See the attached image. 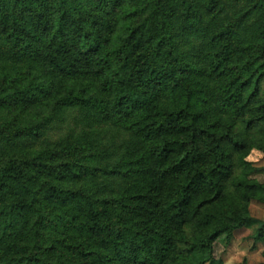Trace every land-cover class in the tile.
Wrapping results in <instances>:
<instances>
[{
	"label": "trees",
	"instance_id": "trees-1",
	"mask_svg": "<svg viewBox=\"0 0 264 264\" xmlns=\"http://www.w3.org/2000/svg\"><path fill=\"white\" fill-rule=\"evenodd\" d=\"M128 1L132 0H0V264H163L172 249L170 227L180 229L193 215L202 224L212 218L201 215V210L221 198L231 167L220 140L201 163L199 152L185 149L178 140L156 145L153 163L145 171L162 180L173 176V181L153 201L152 214L131 225L124 217L114 216L106 199L94 200L73 189L75 178L83 174L80 171L91 172L83 161L94 154L76 158L81 142L62 146L58 140H42L51 128L59 133L64 129L72 100L99 107L89 94L90 86L71 92L79 77L92 74V82L98 76L108 79L107 100L118 113L145 104L153 95L158 77L140 62V51L159 26L140 24L133 46L129 43L134 35L122 48L110 45L117 25L115 11ZM171 5L170 26L179 35L207 38L211 34L215 41H222L215 68L224 78L235 77L237 71L236 88L249 83V68L251 75L258 69H262L260 75L264 73V63L256 59L244 65L235 61L246 57L250 49L264 53V17L253 19L255 9L261 10L256 3L218 24L214 0H172ZM180 62L176 56L174 64L179 67ZM211 63L212 59L207 60L203 69L209 75H213ZM83 92L88 96H82ZM109 104L101 106L108 111ZM174 122L163 121L147 134L154 137L169 131ZM28 138L36 142L4 148L11 141ZM171 157L177 158L169 161ZM104 171L116 173L107 167ZM199 191H205L208 199L193 201ZM233 220L230 217V222L187 240L185 264H221L213 256V241L222 234L229 238L243 224H259L255 240L264 235V222L248 216Z\"/></svg>",
	"mask_w": 264,
	"mask_h": 264
},
{
	"label": "rangeland",
	"instance_id": "rangeland-1",
	"mask_svg": "<svg viewBox=\"0 0 264 264\" xmlns=\"http://www.w3.org/2000/svg\"><path fill=\"white\" fill-rule=\"evenodd\" d=\"M171 1L132 0L115 11L117 25L110 34L113 48H122L131 35L134 37L129 44L135 45L140 24L151 22L159 26L154 38L143 43L142 48L147 52L140 51V62L144 67H151L153 75L158 77L148 102L132 106L127 113H118V108L107 100L108 79L98 76L92 82V74L79 77L71 92L77 94L90 86L89 94L99 107H87L80 100H72L68 105L67 125L60 133L55 128L46 131L42 140L45 143L58 140L62 146L71 141L81 142L76 158L94 154L93 159L83 161L91 172L80 171L83 174L75 178L73 189H80L94 200L106 199L114 216L124 217L128 225L152 214L153 201L173 181V176L162 180L156 173L149 175L145 171L148 163H153L152 150L156 145L167 139L178 140L185 149L199 152L201 163L209 157L208 149L220 140L229 153L231 167L223 182L221 198L201 210V215L210 214L211 220L202 224L193 215L180 229H168L172 249L163 264H185V257L189 255L187 240L230 222V217L231 221L248 216L264 222V73L260 75L262 69H258L251 75L249 68L246 72L250 75L249 83L236 88L237 71L235 77L224 78L215 68L222 41H215L211 34L207 38L204 34L179 35L175 27L171 28L174 16ZM254 3L261 10L255 9L253 19L264 17V0H214L215 21L218 24ZM206 17L209 19V14ZM176 56L181 60L179 67L174 64ZM211 59L213 75L203 70L205 62L210 63ZM255 59L264 63V53L250 49L246 57L235 61L244 65ZM229 81L234 83L229 86ZM81 95L87 97L88 93ZM107 104L108 111L101 106ZM163 121L175 122L169 131L148 136L147 132L158 128ZM32 142H36L35 138L11 141L4 148L7 151ZM173 158L177 157L169 161ZM62 159L67 160L65 155ZM106 167L116 173L104 174ZM91 169L100 170L94 173ZM199 199H208V194L199 191L193 201ZM258 226L256 222L247 223L235 228L229 238L220 235L212 243L214 258L220 259L221 264H264V235L261 240L253 237Z\"/></svg>",
	"mask_w": 264,
	"mask_h": 264
}]
</instances>
